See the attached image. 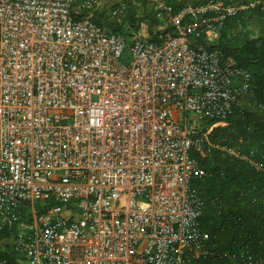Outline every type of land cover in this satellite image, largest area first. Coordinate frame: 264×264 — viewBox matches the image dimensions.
Wrapping results in <instances>:
<instances>
[{
  "label": "built area",
  "instance_id": "built-area-1",
  "mask_svg": "<svg viewBox=\"0 0 264 264\" xmlns=\"http://www.w3.org/2000/svg\"><path fill=\"white\" fill-rule=\"evenodd\" d=\"M105 4L116 17L147 5L154 35L146 19L130 36L97 23ZM75 5L0 0V230H15L20 264H195L211 234L192 152L213 145L253 80L211 44L248 5Z\"/></svg>",
  "mask_w": 264,
  "mask_h": 264
},
{
  "label": "trees",
  "instance_id": "trees-1",
  "mask_svg": "<svg viewBox=\"0 0 264 264\" xmlns=\"http://www.w3.org/2000/svg\"><path fill=\"white\" fill-rule=\"evenodd\" d=\"M78 0H76L77 2ZM203 2L204 0H196ZM248 5L230 17L212 47L253 72L249 104H236L230 115L210 132L213 145L193 155L205 175L193 180L194 191L205 203L201 225L211 234L209 253L196 257L195 264H264V0H227ZM84 11L78 15L81 17ZM93 19L112 31L131 35L141 20L150 22L151 32L159 23L150 8L130 6L120 17L111 9L96 10ZM246 99V100H247ZM220 120L204 124L207 129ZM238 148L235 156L219 146ZM13 229L0 230V259L20 264L12 250Z\"/></svg>",
  "mask_w": 264,
  "mask_h": 264
},
{
  "label": "rangeland",
  "instance_id": "rangeland-1",
  "mask_svg": "<svg viewBox=\"0 0 264 264\" xmlns=\"http://www.w3.org/2000/svg\"><path fill=\"white\" fill-rule=\"evenodd\" d=\"M82 3H83V0H78L77 2H76V5H75V8H76V10H82L83 9V7H82ZM104 7H107V8H110L109 7V4H105V5H103V6H101V7H99L97 10H100V9H102V8H104ZM138 7H140V10H144L145 9V5H142V4H140ZM247 98L245 97L243 100L245 101V104H249V103H251L250 102V99L251 98H249V99H247Z\"/></svg>",
  "mask_w": 264,
  "mask_h": 264
}]
</instances>
